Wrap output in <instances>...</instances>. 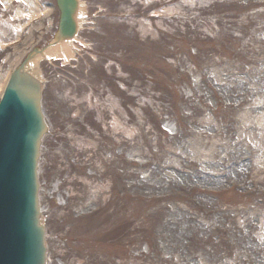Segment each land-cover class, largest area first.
<instances>
[{
	"label": "rangeland",
	"instance_id": "rangeland-1",
	"mask_svg": "<svg viewBox=\"0 0 264 264\" xmlns=\"http://www.w3.org/2000/svg\"><path fill=\"white\" fill-rule=\"evenodd\" d=\"M30 1L39 11L25 36L27 5L16 4V19L0 16L11 47L0 91L7 69L54 37V0ZM81 3L87 38L72 47L82 58L33 67L49 122L40 160L48 255L62 264H264V170L247 116L264 86V0ZM114 51L127 53V77L110 67ZM95 61L104 77L80 78ZM53 191L67 200L56 204Z\"/></svg>",
	"mask_w": 264,
	"mask_h": 264
},
{
	"label": "water",
	"instance_id": "water-1",
	"mask_svg": "<svg viewBox=\"0 0 264 264\" xmlns=\"http://www.w3.org/2000/svg\"><path fill=\"white\" fill-rule=\"evenodd\" d=\"M58 38L74 33L76 0H57ZM45 130L39 86L17 69L0 100V264H44L37 160Z\"/></svg>",
	"mask_w": 264,
	"mask_h": 264
},
{
	"label": "bare ground",
	"instance_id": "bare-ground-1",
	"mask_svg": "<svg viewBox=\"0 0 264 264\" xmlns=\"http://www.w3.org/2000/svg\"><path fill=\"white\" fill-rule=\"evenodd\" d=\"M37 10L33 7L30 6L27 8V13H36ZM18 17V16H17ZM62 56L67 58L68 56L71 55V46L69 42H59V44L54 45L53 47L47 48L44 50L42 56ZM127 56V53H126ZM37 63V57H34L33 60H31L28 63L29 68H33V66ZM262 92L264 93V89H262ZM260 264V263H259Z\"/></svg>",
	"mask_w": 264,
	"mask_h": 264
}]
</instances>
